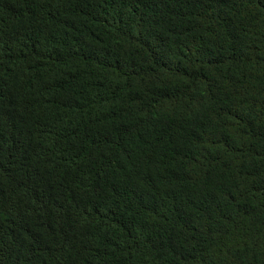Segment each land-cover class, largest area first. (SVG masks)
<instances>
[{
	"label": "trees",
	"instance_id": "1",
	"mask_svg": "<svg viewBox=\"0 0 264 264\" xmlns=\"http://www.w3.org/2000/svg\"><path fill=\"white\" fill-rule=\"evenodd\" d=\"M0 264H264V0H0Z\"/></svg>",
	"mask_w": 264,
	"mask_h": 264
}]
</instances>
